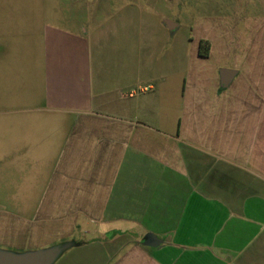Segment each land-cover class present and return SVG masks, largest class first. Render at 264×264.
<instances>
[{"label":"crops","instance_id":"obj_1","mask_svg":"<svg viewBox=\"0 0 264 264\" xmlns=\"http://www.w3.org/2000/svg\"><path fill=\"white\" fill-rule=\"evenodd\" d=\"M221 2L229 12L178 62L102 46L134 30L123 13L81 36L43 28L37 168L22 186L35 192L0 205V250L73 244L53 264H264V0ZM222 69L236 71L228 87ZM147 234L162 244L144 246Z\"/></svg>","mask_w":264,"mask_h":264},{"label":"rangeland","instance_id":"obj_2","mask_svg":"<svg viewBox=\"0 0 264 264\" xmlns=\"http://www.w3.org/2000/svg\"><path fill=\"white\" fill-rule=\"evenodd\" d=\"M221 1L0 0V205L11 209L14 198L35 192L22 186L37 168L44 27L81 36L90 24L96 32L107 16L123 13L124 23L134 30L122 31L117 42L102 46L123 45L126 53L135 46L142 58L151 54L158 62H178L191 50L201 25L216 12H229ZM244 1L236 0L235 7ZM166 21L176 28L165 30Z\"/></svg>","mask_w":264,"mask_h":264},{"label":"water","instance_id":"obj_3","mask_svg":"<svg viewBox=\"0 0 264 264\" xmlns=\"http://www.w3.org/2000/svg\"><path fill=\"white\" fill-rule=\"evenodd\" d=\"M165 24L169 30H174L176 28L170 21H166ZM235 75L236 71L234 70H220L221 86L228 87ZM142 244L146 247H157L162 244V241L158 240V238L152 234H147ZM62 251H64L62 247L24 254H15L0 250V264H53Z\"/></svg>","mask_w":264,"mask_h":264},{"label":"trees","instance_id":"obj_4","mask_svg":"<svg viewBox=\"0 0 264 264\" xmlns=\"http://www.w3.org/2000/svg\"><path fill=\"white\" fill-rule=\"evenodd\" d=\"M210 51V43L207 41H201L200 48H199V56L202 58H207ZM73 244H68L66 246H62L63 250L67 249Z\"/></svg>","mask_w":264,"mask_h":264}]
</instances>
